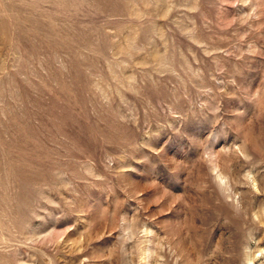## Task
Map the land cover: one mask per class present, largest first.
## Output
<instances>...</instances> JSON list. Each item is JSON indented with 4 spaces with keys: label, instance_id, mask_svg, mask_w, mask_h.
I'll return each mask as SVG.
<instances>
[{
    "label": "rangeland",
    "instance_id": "rangeland-1",
    "mask_svg": "<svg viewBox=\"0 0 264 264\" xmlns=\"http://www.w3.org/2000/svg\"><path fill=\"white\" fill-rule=\"evenodd\" d=\"M0 264H264V0H0Z\"/></svg>",
    "mask_w": 264,
    "mask_h": 264
}]
</instances>
